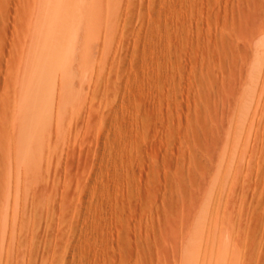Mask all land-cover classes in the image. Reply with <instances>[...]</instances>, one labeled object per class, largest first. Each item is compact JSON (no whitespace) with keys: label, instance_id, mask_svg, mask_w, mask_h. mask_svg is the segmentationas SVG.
I'll list each match as a JSON object with an SVG mask.
<instances>
[{"label":"rangeland","instance_id":"374dc122","mask_svg":"<svg viewBox=\"0 0 264 264\" xmlns=\"http://www.w3.org/2000/svg\"><path fill=\"white\" fill-rule=\"evenodd\" d=\"M0 264H264V0H0Z\"/></svg>","mask_w":264,"mask_h":264},{"label":"bare ground","instance_id":"6f19581e","mask_svg":"<svg viewBox=\"0 0 264 264\" xmlns=\"http://www.w3.org/2000/svg\"><path fill=\"white\" fill-rule=\"evenodd\" d=\"M35 167V166H34Z\"/></svg>","mask_w":264,"mask_h":264}]
</instances>
